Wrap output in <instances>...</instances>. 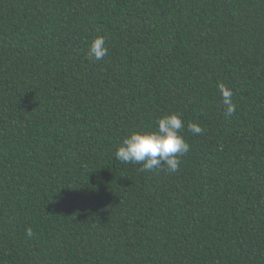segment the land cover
<instances>
[{
    "label": "trees",
    "instance_id": "16d2710c",
    "mask_svg": "<svg viewBox=\"0 0 264 264\" xmlns=\"http://www.w3.org/2000/svg\"><path fill=\"white\" fill-rule=\"evenodd\" d=\"M175 113L176 173L115 158ZM0 264H264V0H0Z\"/></svg>",
    "mask_w": 264,
    "mask_h": 264
},
{
    "label": "clouds",
    "instance_id": "9594fccd",
    "mask_svg": "<svg viewBox=\"0 0 264 264\" xmlns=\"http://www.w3.org/2000/svg\"><path fill=\"white\" fill-rule=\"evenodd\" d=\"M88 58L102 60L108 55L104 37H96L88 50ZM222 102L225 106V115L231 116L236 110L232 102V92L224 85L219 86ZM158 130L152 132H132L118 146L115 158L122 163L142 165V171L165 169L169 173H176L181 164V157L190 151V145L183 135L185 122L179 113L166 115L156 121ZM187 131L193 135L202 134L197 123H188ZM26 235L33 236L32 230H26Z\"/></svg>",
    "mask_w": 264,
    "mask_h": 264
}]
</instances>
